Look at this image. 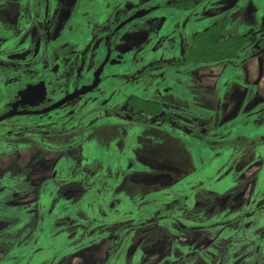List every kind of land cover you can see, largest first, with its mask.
<instances>
[{
	"label": "flooded vegetation",
	"instance_id": "obj_1",
	"mask_svg": "<svg viewBox=\"0 0 264 264\" xmlns=\"http://www.w3.org/2000/svg\"><path fill=\"white\" fill-rule=\"evenodd\" d=\"M168 1L0 0V205L11 208L0 212L5 232L0 230L5 236L0 243L6 249L11 243L20 244L23 258L32 252L52 250L51 261L29 264H58V259L70 258L107 238L103 264L112 256L108 248L116 245H121L129 256L136 251L143 255L145 248L138 250L141 233L147 231L149 238L158 229L138 228L155 224L160 218V225L169 232L168 239L172 241V235L179 237L154 262L165 257L171 264H230L223 257V247L216 252L213 247L222 240L235 248L241 236L252 233L247 235L243 228L264 216V205L252 203L256 187L264 202V159L251 157L246 163L240 160V146L218 144L237 132L242 135L245 129L261 127L264 122V95L257 81L264 63V11L259 12V0H204L191 11L168 9L163 6ZM140 11L147 13L131 18ZM226 12V29L247 37L238 51L239 58L186 64L183 46L190 41L187 34L214 17L222 18ZM255 59L258 74L252 82L244 83L245 69ZM143 68L146 74L138 75ZM28 86L36 87L21 98V91ZM236 91L240 92L235 97L237 104L230 106ZM129 96L156 105L161 119L146 116L144 125L123 120L122 106ZM123 127L129 129L128 138L138 143L132 148L126 144ZM86 139L93 140L88 151L94 153L88 160L93 172L83 169L78 174L85 178L80 179L75 174V154ZM153 141L156 144L151 147ZM170 141H178L180 146L167 149L165 154L161 148ZM143 148L155 152L146 155L141 153ZM86 153L81 150L80 154ZM47 155L57 156L54 163ZM9 156L12 160L7 161ZM40 161L48 165L51 162L50 171L36 183H29L26 177ZM160 163L164 164L160 172L166 174V182L143 183L142 178L152 176L141 172ZM249 164L256 169L249 178L252 191L246 202L232 206L233 212L227 215L224 211L217 213L216 198L224 193L231 195L227 189L233 181L239 182L235 180L241 178L238 173ZM258 177L263 180L259 186ZM82 180L84 189L78 192L76 184L81 185ZM126 183L150 189L123 197L121 188ZM172 185L175 188H170ZM154 186L166 187V191L159 196ZM204 187L208 192L200 195ZM28 193L34 196L21 201ZM211 195L214 201L208 204L205 201ZM122 197L129 201L123 202ZM178 197L182 205L175 207ZM198 197L203 200L199 202ZM107 199L118 202L116 210L123 208V212H115V217L106 213L95 220L96 214L68 210L77 204L92 206L97 201L99 209L106 212L108 209L98 200L107 204ZM230 200L227 197L223 207L231 205ZM138 202L145 204L140 215L148 216L135 222L129 218L128 205ZM189 210L198 218L195 225L208 219L206 234H211L205 251H212L210 259L199 256L194 245L180 239L181 232L197 229L177 222L179 217L186 220L191 216ZM196 210L205 214L198 215ZM239 211L247 221L241 222V215L233 219ZM61 219L66 222L59 226L57 221ZM129 220L136 223L130 238L125 235L127 228L117 229L130 224ZM11 222L20 228L16 233H12ZM260 228H264V221ZM259 231L256 229L255 234ZM250 241L244 243L252 244ZM252 245L255 248L249 256L257 252L264 256L257 248L261 242L254 238ZM4 252L0 248V258ZM20 255L8 262L23 264L18 260ZM95 260L92 264H100L99 259ZM153 261L144 255L141 258L142 264H154ZM234 264H242V260Z\"/></svg>",
	"mask_w": 264,
	"mask_h": 264
},
{
	"label": "trees",
	"instance_id": "obj_2",
	"mask_svg": "<svg viewBox=\"0 0 264 264\" xmlns=\"http://www.w3.org/2000/svg\"><path fill=\"white\" fill-rule=\"evenodd\" d=\"M204 0H169L167 4L163 5L164 7H167L168 9H178V10H186V11H191L194 10L196 8V6L202 2ZM259 4H260V8H259V12L264 11V0H259ZM227 12L225 13V15L222 16V18H217L214 17L212 19L209 20L208 24H205L203 26H199V28L193 30L192 32H186V34L188 35V37L190 38L189 42H187V44H184L183 46V52H184V56H185V62L186 64L189 65H194L195 63L198 62H205V63H209V61H212L213 63H218V62H227V60H231V59H237L239 58L238 55V51L239 49L246 44L247 42V37L237 34L236 32L232 33L229 31V28L226 29L227 26ZM225 32H230L229 35L224 34ZM149 41V39L147 40ZM146 41V42H147ZM262 44H258L257 46H261ZM145 46V45H144ZM143 46V47H144ZM155 64H152V66ZM146 68H143L140 70V72L138 73V75H145L146 74ZM124 104V105H123ZM122 108L124 109V116H123V120L127 121L128 123H139V124H146V116L152 115L155 116L156 119H161V117L157 114L159 108L156 105H153L151 102L147 101V100H142L138 97H134V96H129L127 98V100L123 103ZM264 108V103H262L261 109ZM158 115V116H157ZM122 133H123V137L126 138V144L128 145V147H134L135 146V141H133L132 139L130 140L128 137L129 135V129L127 127H123L122 128ZM244 134L239 135L240 133H236L234 136H230L226 142L221 143L219 142L218 144L220 146H226V145H238L240 146V148L238 149V151H242V155L240 156V160L246 161V158L248 156V154H251L252 158H261L264 159V122L261 125V127H256L253 126L251 129H245L243 131ZM238 136H240V138H238ZM234 138V139H233ZM93 140H90L87 144V147H85V144L82 145L86 148V151H90L91 150V143ZM141 141L139 140V143ZM138 144V143H137ZM152 147V144H151ZM146 154V155H153V152H155L154 150L148 149V148H143V150L141 151V153ZM94 155V153H93ZM90 154V156H93ZM153 158H157L155 156H153ZM79 159V156L75 157V161H77ZM248 160V159H247ZM252 161V160H251ZM247 163V161H246ZM258 186L262 184L263 180L258 177ZM124 186V185H123ZM142 190H148L150 189L149 186H145L142 185ZM174 187V185L170 186V188ZM175 188V187H174ZM154 189L156 191V193L161 196L160 194L164 193L166 191V187H162V186H154ZM168 189V187H167ZM141 190V191H142ZM260 193V188L256 187L254 188L253 191V197L254 199H252V203L254 204L255 202H258L257 206L260 205H264V202L261 201L259 194ZM257 197V198H255ZM138 200V197H137ZM101 204H103L108 210H106V212H104L102 214L101 217H94V219H99V218H103V215L106 213H112L115 215V212H123V208H119L116 210V207L120 206V204L118 202H114L112 200L107 199V204L102 203L101 200H98ZM162 201V200H161ZM140 202H138L135 206L133 205H128V209L130 210L129 212H131V216L129 217L131 220H134L135 222L138 220H141L143 218H146V216H148V214H144L143 216L140 215V213L145 211V204L143 205H139ZM124 204V203H122ZM182 205V198L178 197L176 201H174V206L177 207L179 205ZM92 206L94 207H99L98 202H94L92 203ZM256 206V207H257ZM69 211H85V207L83 206V204L81 205H76L73 208L68 209ZM87 211V209H86ZM112 211V212H111ZM160 212V211H159ZM242 211H239V214H234L236 217L233 219H237L240 215H241ZM161 214H163L162 212H160ZM264 213V211L262 212ZM234 215H231L234 216ZM246 215H241L240 216V220L242 221H247V218H245ZM93 218V217H91ZM259 219V218H258ZM258 219H253L254 221V225L249 226L248 224L243 228V229H247L249 228L250 231L252 232L249 237L248 236H241L240 239L242 241H248L251 242L250 239L252 240V244L254 241V238L256 240V242H261V247H262V251L264 254V228H260L262 222L264 221V216L260 217V220L258 221ZM160 219H157L156 222H159ZM238 220V219H237ZM59 222V226H61L62 224H64L66 221L64 219H61L60 221H57V223ZM130 224L128 225H122V226H117V229L120 228H127L128 230H126L125 235L127 237H132L134 234L131 233L132 228H135V222L130 221ZM207 221L201 223V224H206ZM108 223H113V221L108 222ZM181 226V225H180ZM187 227L189 226H193L191 224H186ZM256 229H260L258 234H255V230ZM263 230V231H262ZM262 231V232H261ZM119 234L121 233V231L118 232ZM141 235L144 236L147 235V231H144L141 233ZM229 235V234H228ZM248 235V234H247ZM224 235H219V238L221 239ZM71 238V237H70ZM142 238L140 246L138 248V250L140 249H144L146 247V245L148 244V236H146L144 239ZM230 238V235H229ZM222 247H223V257L224 259L229 263V257L230 254H233L237 247L235 248H231L229 247L228 243L222 241ZM0 248L5 251L4 255L0 258V262L5 259H10L11 261L14 260L13 256H10V253L7 251V249L5 248V245L2 246V244L0 243ZM258 248V247H257ZM110 250H108L109 255L111 256L110 261L107 260V262H111L110 264H123L121 262H112L114 260V254L115 253H119L118 255V259L121 260L123 258V255L125 254V249L122 248L121 249V245L120 248L118 247V245H116V248H108ZM41 250L39 252H32L28 255L25 256L24 260L27 261V264H29L30 262H36L38 261L37 259H31L32 256L38 255V253H40ZM25 253V252H24ZM37 253V254H36ZM64 256L60 255L59 258H62ZM131 259V264H142L141 263V258L143 257L142 253H138L137 251L132 255V256H128ZM249 257H246L242 260V264H264V256H262L259 252H257L252 258L253 260ZM61 260V264H66L68 257L67 258H62V259H58ZM251 260V263H250ZM9 262L10 264H14L13 262ZM156 264H171V260L167 259V258H161L159 259Z\"/></svg>",
	"mask_w": 264,
	"mask_h": 264
},
{
	"label": "rangeland",
	"instance_id": "obj_3",
	"mask_svg": "<svg viewBox=\"0 0 264 264\" xmlns=\"http://www.w3.org/2000/svg\"><path fill=\"white\" fill-rule=\"evenodd\" d=\"M251 62H252V63H250L251 65L248 64V66L245 69L247 76L243 80L244 83L252 82L253 77L258 74L257 73L258 72L257 71V65H255L257 60L255 59V60H253ZM261 65H262L261 66V72L259 74V77H258L257 81L259 82V85H260V92H261L262 95H264V90H263L264 89V63L261 64ZM239 89H241V87ZM239 93H240L239 91H236L234 93V95H233L234 100L232 101V103H230V106L237 104V99H235V97H237V95ZM238 97H239V95H238ZM0 98H1V93H0ZM112 129L113 128L111 126L110 130H112ZM164 131L167 132L166 130H164ZM155 139H156V137H155ZM90 140L91 139H86L85 142L82 143V145L85 144V147H87V144H88V142ZM155 144H156V142L153 141L152 142V146H154ZM82 145H81V150H84L87 153L85 155H81L80 154L81 150L80 149H76L77 152H76L75 155L79 156V159L76 161V164L74 166V168L77 170L75 174H78V172L82 173L83 169H84L83 170L84 172L86 170H91L92 165H93L91 162L88 161L89 159H91L90 153L88 151H86V148L84 146H82ZM182 145H184V144H182ZM179 146H180V144H179L178 141H170V142L166 143L165 146L162 147L161 149H162V152L167 154V149H171L172 150V149H174L176 147H179ZM239 156H241V155H239ZM46 157L48 158L49 161L54 163V161L56 160L57 156L56 155H47ZM249 158H251V154L250 153L248 154L246 160L249 159ZM141 159H142V163H144L146 161L144 154L142 155ZM9 160H12L10 158V156L7 158V161H9ZM252 161H256V160L252 159ZM51 162L48 165L45 161H40L38 163V165H36L34 167V170L28 174V176L26 177V180H28L29 183H36L40 178L46 177V175L50 171V167L52 165ZM236 162H238V161H236ZM154 163L155 162H152V165ZM107 165H109V163H107ZM79 167L81 168L80 171H78ZM102 167H107V166L106 165H102ZM255 169H256L255 166H253V165L248 166L247 165V168L243 169L241 172L238 173V174H240L241 178L240 179H238V178L235 179V180H237L239 182L235 183L233 181V185L235 183V186L232 185L231 187H229L227 189L229 191H232L231 195L229 193H224V194L220 195L219 198H216V199H218L217 207H216V212L217 213H222L224 211V214L227 215L228 213L233 212L234 209L232 208V206H241L243 203L246 202L248 195L252 191L250 189L251 183L249 182V178L251 176V173H253L255 171ZM94 170H96L97 173L100 172L99 169H94ZM163 170H164V164L160 163L159 165H155L154 168L151 169V170L147 169V170L141 172V174L147 173L148 176H152V178H147V177L142 178L141 177L142 181H144L143 183L147 184L149 182H154V183H164V182H166V180H167L166 174H161V172H160V171L163 172ZM85 174L87 175V173H85ZM149 174H151V175H149ZM78 175H80V179L85 178V176H81V174H78ZM82 182L83 183L81 185L79 183L76 184L78 192H79V190L81 191V190L84 189L83 188L84 180H82ZM70 190H75V189L74 188H67V191H70ZM141 190H142V184L126 183V184H124V186H122L121 193H123V197H124V196H128L129 194H133V193H141ZM62 191H63V189H62ZM28 192H32V191H28ZM205 192L206 193L208 192L206 187H204V189L202 188L200 190L199 194L203 195V194H205ZM228 194L230 196H228ZM84 195H86V192H84ZM33 196H34L33 193H28V195L23 197L21 199V201H26L28 199H31ZM227 197H229L231 199L230 200L231 205L226 203V207H223L224 204L222 202L223 201L225 202ZM198 198H199V202H200V200H203L201 197H198ZM213 198H214V196L211 195V198L208 199V197H207L205 202H207L208 204H212V202L214 201ZM128 201H129V199L127 200L126 198H123V202L126 203ZM84 204H86V207H85V205H83L85 207V214L86 215H88V214H92V215L96 214L98 217H100L104 213V212H102L99 209V207L96 208L94 206L89 205V203H84ZM200 204L203 205V203H200ZM208 204L205 203L204 206H209ZM218 206H219V210H217ZM86 209H87V211H86ZM10 210H11V208H9L8 206H5L4 204L0 205V212L1 211L8 212ZM201 210L203 211L202 207H201ZM201 210H196L198 215H204L205 214ZM189 211L191 212V216L187 217L186 220H185V218L182 219L181 217H179L177 215L179 217L178 218L179 221H177V222H184V223H187L188 225L191 224V225L195 226L197 229L186 230L184 232H181V230H177L178 233L181 232L183 234V236H181L180 239L183 240V241H186L187 243H191L192 245H194V247H196L197 251L199 252V256H203L206 259L207 258L210 259V258L213 257L211 255L212 251L209 250L210 254L205 251L206 242L208 241L207 237L211 234V233L208 234V235L206 234L208 225L207 224H201V223L199 225H195L194 223L198 221V218H195L194 216H192L194 211H192V210H189ZM46 215H48V214H46ZM47 218H48L49 221L51 220L50 217L47 216ZM205 221H208V219L204 220V222ZM12 222L10 224V228L12 230V233H16L17 231L20 230V228H16L15 227L16 226V222H14V224ZM161 222H162V220H159V222H156L155 224H150L149 226L139 227L138 228L139 231L144 230V229H148V228L155 229V231H157V229H158V231L154 235H150V237L148 239V244L146 245V247L144 249L145 252H143V255L145 256V258L147 260H152L153 261V259H156V258L160 257V255H162L163 252L165 251L166 247L172 246V245H174L175 241L176 242L178 241L177 238L179 237V235H172V236H174L172 241H170L168 239L169 232H167L163 228V226L160 225ZM157 223H159V224H157ZM173 227L177 228L175 225H173ZM0 230L2 231L1 220H0ZM175 231L176 230H174L173 232H175ZM249 231H250L249 228L242 230V232H244L246 234H248ZM2 232H3V234H5L4 231H2ZM32 235L30 236V238L32 237ZM1 237L5 238V236L0 233V238ZM145 237L146 236H144V238ZM150 238H152L154 240L153 243L150 240ZM108 241H109V239L107 238V239L103 240L102 242H100L99 244H97L96 246H94L91 249L82 250L80 252H77V253L73 254L70 258L68 257V260H67L66 264H92V263L96 262L95 259H99L100 264H103L102 263L103 262L102 255L104 254V250H105V247H106ZM244 242L245 241H242V240L235 242V244L237 245L235 247H237V249H236V251L233 254H230V257H229L230 264L238 263L240 260H243L246 256H249L252 253V250L255 247H253V245L250 244V243H244ZM27 243H28L27 241L23 242V246L24 247L27 246ZM150 245H151V247L148 249V247ZM221 246H222V242H219L218 244H216L213 247V250H215V252L219 251L221 249ZM210 248H211V245H209V249ZM258 248H259V251H262V247L261 246H259ZM7 251L10 253V256L18 257L22 253L23 249L21 248L20 244H14L13 245L11 243L7 247ZM236 252L239 254L238 256H235ZM15 253H16V255H14ZM119 253L120 252L115 253L114 260L112 262H117L118 261V262H121L123 264H131V259H130V257H128L129 254H128L127 251H125V254L123 255V258L121 260H119L117 258ZM0 255H1V253H0ZM22 255H23V253H22ZM37 257L40 258V255H37ZM250 258L253 260L252 257H250ZM43 259H46L45 255H43ZM18 260H19V262H22L23 264H27V261H25L23 256H21V255L18 258ZM51 260H52L51 258H49V259L47 258L46 260H42V261H51ZM42 261H38V262H42ZM108 261H110V259H108ZM110 263L111 262H107L106 261V264H110ZM155 263L156 262H154V264ZM0 264H10V263L7 261V259H5L4 261L2 260L0 262ZM58 264H61V263L58 261Z\"/></svg>",
	"mask_w": 264,
	"mask_h": 264
},
{
	"label": "water",
	"instance_id": "obj_4",
	"mask_svg": "<svg viewBox=\"0 0 264 264\" xmlns=\"http://www.w3.org/2000/svg\"><path fill=\"white\" fill-rule=\"evenodd\" d=\"M144 13L146 14L147 11H140V12L134 13L131 18L139 17ZM34 87H36V86H28L27 88H25L24 90L21 91L19 96L22 98L23 95H25L27 92H29ZM69 253L73 254L74 252H69ZM52 254H53L52 250H45V251H41L40 253H38V255H40V258H38L37 255H35V256H32L31 259H37L38 261H42V260H46L47 258H50L52 256ZM43 255H45L46 259H43Z\"/></svg>",
	"mask_w": 264,
	"mask_h": 264
},
{
	"label": "bare ground",
	"instance_id": "obj_5",
	"mask_svg": "<svg viewBox=\"0 0 264 264\" xmlns=\"http://www.w3.org/2000/svg\"><path fill=\"white\" fill-rule=\"evenodd\" d=\"M104 82V81H103Z\"/></svg>",
	"mask_w": 264,
	"mask_h": 264
}]
</instances>
